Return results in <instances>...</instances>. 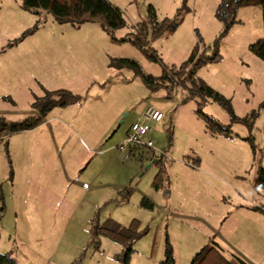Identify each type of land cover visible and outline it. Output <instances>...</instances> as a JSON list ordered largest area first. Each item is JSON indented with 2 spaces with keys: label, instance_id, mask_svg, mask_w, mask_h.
<instances>
[{
  "label": "rangeland",
  "instance_id": "obj_1",
  "mask_svg": "<svg viewBox=\"0 0 264 264\" xmlns=\"http://www.w3.org/2000/svg\"><path fill=\"white\" fill-rule=\"evenodd\" d=\"M108 1L120 9L126 22L111 36L98 22L79 26L57 24L49 13L36 16L21 9L6 16L4 31L0 29V53L11 49V44L19 46L15 59L23 61V70L16 87L9 88L6 83V94L4 99L0 98V118L17 121L33 116L35 98L43 97L45 90L65 89L83 101L54 108L43 123L76 120L87 134H97L99 127L95 131L94 127L110 111L112 117H120L116 132L106 135L108 138L112 134L107 141L89 143L94 154H99L112 139H119L134 123L141 122L148 108L158 109L164 118L159 123H150L147 140L152 141V149L142 147L124 160L118 149L123 140L116 148L117 165L100 156L101 160H94L87 170L82 173L77 170L75 174L84 178L79 184L70 185L66 181L61 185L62 178L55 172L47 178L48 187L52 188L49 198L43 190L30 189L27 184L18 186L13 151L9 148L0 151V179H4L0 189V254L10 255L16 264H125L122 246L102 236L93 239L90 224L113 219L128 226L132 220H138L146 234L133 244L134 252L127 264H156L152 258L157 247L164 249L166 237L175 264H202L205 258L196 260V256L208 241L212 244L216 238L223 211L241 203L246 194L247 197L255 194L257 199L259 194L264 205V195L255 182L256 169L264 158V109L260 108L264 101V62L249 49L264 36L261 8L239 7L233 23L226 29L215 16L221 0ZM16 2L21 4V0H12L11 6ZM149 7L155 11L157 22L174 18L183 9L172 33L152 39L147 25V47L156 51V62L129 41L140 34ZM35 26L37 29L28 35L27 30ZM215 52L216 60L203 57L211 58ZM193 53L195 60L203 61L195 70L196 83H205L229 99L238 118L256 111L251 128L232 122L231 115L212 100L204 101L198 94L191 96L188 90L179 89L171 99H166L165 91H151L132 69H117L110 64L111 59H129L143 73L159 77L164 69L188 62ZM27 65H31L30 71ZM186 84L192 86L189 81ZM201 104L204 114L230 126V135L209 133L196 112ZM168 127L172 132L171 148L166 139ZM249 136L257 146L255 155L245 140ZM22 138L28 140L30 136ZM70 141L69 150L75 155L80 150L71 137ZM6 142L2 143L3 148ZM149 151L156 156H170L166 166L168 187L153 186L158 168L145 157L139 159L140 153ZM62 154L71 155L67 150ZM171 164L178 165L174 172L179 176L174 183L169 179ZM53 165L55 169L60 167V163L52 162ZM38 173L40 176L43 171ZM131 174L134 179L128 183L133 192L127 203H120L118 194L112 196L114 200L107 198L105 202L103 192L92 194L94 190H106L110 184L120 183L121 179L123 183L125 179L129 181ZM96 176L97 182L93 184L92 178ZM80 187L91 194H80ZM172 187L179 189L180 195H166ZM68 193H71L69 200L62 202L63 194ZM167 197L174 198L172 205ZM143 199L150 202L151 208L142 206ZM42 213L47 215V221L40 218Z\"/></svg>",
  "mask_w": 264,
  "mask_h": 264
},
{
  "label": "trees",
  "instance_id": "obj_2",
  "mask_svg": "<svg viewBox=\"0 0 264 264\" xmlns=\"http://www.w3.org/2000/svg\"><path fill=\"white\" fill-rule=\"evenodd\" d=\"M20 5L23 11L36 16H39L43 13L51 14L53 20L57 24H70L72 26H79L86 22H98L100 23L104 32L109 36L113 34L114 30L124 27L126 24L123 13L108 0H21ZM250 5H256L261 8L264 30V0H221L217 6L215 16L219 21L223 22L226 26V29H228L233 23V17L236 10L239 7ZM148 9V18L142 22L140 34L137 35L136 38L130 39L129 41L139 50H141L149 60L156 62V51L147 47V25H149L151 28L150 36L152 39L160 37L165 33H172L176 30L179 24V14L183 9L179 10L174 18L165 19L162 22H157V17L152 7H149ZM36 29L37 27L35 26L31 30H27L26 33L29 35ZM113 39L114 38H112V40ZM10 46H14V44H11ZM249 49L264 62V36L262 39L251 44ZM203 57L208 60H216L218 55L215 52L211 58L205 56ZM201 62H203L201 59L195 60L193 53L188 62L182 64L180 67L172 66L170 68L164 69L159 77H154L152 75L143 73L139 65L135 61L129 59H111L110 64L117 69L124 67L132 69L136 75L141 77L143 83L151 91H165L166 99H171L179 89L180 91L188 90L191 96L198 94L204 98V101L212 100L219 104L231 115L232 122L240 123L251 128V125L257 116L256 111L251 112L244 118H238L233 112V108L229 99H226L224 96L214 91L205 83H196L194 78L195 70L196 68L200 67ZM186 81L192 83L190 88L187 86ZM82 101L83 98L78 95H74L65 89H59L52 92L45 90V95L43 97L34 99L32 108L36 112L35 115L17 121H8L4 118H0V139L17 133L36 129L44 122L47 114L54 108H63L79 104ZM202 105L203 104L197 107L196 112L204 121L209 133L212 135H230V129L228 128L230 126H224L214 117L204 114L202 112ZM260 108L264 109V101L261 103ZM166 134L168 147L171 148L173 140L170 127L166 129ZM262 135L264 143V126ZM245 140L249 142L251 150L255 155L257 146L255 145L253 137L249 136ZM142 147L144 146H135L131 153L141 150ZM165 155L166 154L156 156L155 152L153 151L142 154L140 153L139 155L140 160L145 157L146 160L152 161V163L158 168L153 182L155 189L168 187L169 184L166 170L168 161ZM255 182L261 188L262 193L264 194V158L263 163H259L256 169ZM132 192L133 190L131 188H125L119 191V202L127 203L132 195ZM141 204L144 207L151 208V204L147 199H143ZM253 209L260 210L264 213V210L260 208L256 207ZM90 225V232L93 239L102 236L122 246L126 260L125 264H127L134 252L132 248L133 244L146 234L145 230L140 229L141 223L138 220H132L128 226H122L113 219H107L101 224L99 222L96 223L95 220L94 224L91 223ZM206 249L207 248L205 247L198 253L196 260L205 255ZM0 264H16V262L10 255L0 254ZM158 264H175L173 249L168 237L165 238L164 258Z\"/></svg>",
  "mask_w": 264,
  "mask_h": 264
},
{
  "label": "crops",
  "instance_id": "obj_3",
  "mask_svg": "<svg viewBox=\"0 0 264 264\" xmlns=\"http://www.w3.org/2000/svg\"><path fill=\"white\" fill-rule=\"evenodd\" d=\"M11 1L12 0H0V29L2 31H4L2 26L7 22L6 16L11 15L12 11L15 12L17 9L22 10L21 5L17 2L14 6H11ZM18 47L12 46L8 51L0 53V98L6 94V83L10 84L9 88H13V86L16 87V82L20 80V72L23 70V61L15 59L19 52ZM30 54L32 55V53ZM25 64H29V62L26 61ZM27 66L30 71L31 65ZM103 118H105V120ZM119 118V116L116 117L115 115L112 117L110 111L107 114H103L101 121H99L93 129L95 131V129L99 127L97 134H87L81 127V123H78L76 120L68 123L66 120L56 119L57 121L54 124L47 121L36 129L0 139V151L3 149L7 150V148L13 151L16 158L18 186H25L27 184L31 187L30 189L43 190L46 197L49 198L52 188L48 187L50 185L47 178L55 172H57L55 175L62 178L61 185H64L66 181L71 185L75 182L79 184V182L84 179L82 176L75 174L77 170H80L81 173L87 170L94 160H101L100 156L105 157L109 164L113 163L117 165L118 161L115 159L117 154L116 148L118 144L125 139L130 128L124 131L119 139H112L108 147L101 150L99 154H94L92 151L93 149H90L89 143H94L95 145L98 142L105 141L107 138H105V136L109 133L112 132V134H114ZM112 134L110 137L108 136L107 139H110ZM26 135H29L30 139L27 140L26 138H22ZM70 137L75 146L80 150L75 155H72L69 150L71 145ZM4 141L7 142L3 148L2 143ZM65 150L71 155L62 154ZM16 152L17 157L15 155ZM93 154L94 156H92ZM52 162L54 164L60 163V167L55 169V166H52ZM148 162L152 161L149 160ZM38 163H42V166L38 165ZM67 163L69 164L67 165ZM174 165L175 164L169 165V179H171L172 183H174V180L179 176V173L174 172L178 165ZM1 166L2 165H0V169ZM35 169L37 170L36 173L34 172ZM38 170L43 171L40 176ZM129 178V181L125 179V183H123L124 179H121L120 183L116 181L117 183L107 186L108 188L106 190H94L92 194H95V192H101L102 194L103 192V202H105L107 198H109V200H114L112 199L113 197L117 194L119 196V188H131V184L128 182L134 179L133 174H131ZM97 179V176L93 177L92 183L96 184ZM8 180L9 179L5 178L6 182H9ZM2 182H4V179L1 177L0 189H2ZM85 184L86 183H83V185ZM259 189L262 191L260 187ZM78 191L80 194L82 192L84 196L91 194L84 187L82 189L80 187ZM70 194L71 193L63 194L62 202H65ZM166 195L173 197L178 196L180 195V190L174 187L169 188ZM258 196L259 198L257 199L255 194H250L249 197H247V194L245 196L243 195L241 203L232 204L226 209L225 213L223 211L220 217L223 219L218 225V232L215 234L217 235L216 238L214 235L215 239H212V244L208 241L204 246V248L206 247L207 249L205 255L202 256L205 258L202 264H264V213L260 210L253 209L257 207L264 210L260 195L258 194ZM167 199H169V203L171 202L172 205L174 198L171 199L167 197ZM80 201L81 199L78 202ZM45 204L48 205L47 202H45ZM69 205L70 204H68L66 208H68ZM91 205H93V203H91ZM218 206L222 207L221 204H218ZM45 210H48V208L45 207ZM43 214L44 213L40 214V218H44L43 220L47 221V215ZM170 216H172V214ZM156 250L155 257L152 258V261L157 264L164 258V249H161L159 246Z\"/></svg>",
  "mask_w": 264,
  "mask_h": 264
},
{
  "label": "built area",
  "instance_id": "obj_4",
  "mask_svg": "<svg viewBox=\"0 0 264 264\" xmlns=\"http://www.w3.org/2000/svg\"><path fill=\"white\" fill-rule=\"evenodd\" d=\"M163 115L161 112L148 108L142 117V121L138 123H134L124 141L118 147L121 156L124 160H128L130 157V153L135 146H144L146 148L152 149V141L147 140L149 133L151 132L150 123H159L163 120ZM167 161H170V156L165 155Z\"/></svg>",
  "mask_w": 264,
  "mask_h": 264
}]
</instances>
